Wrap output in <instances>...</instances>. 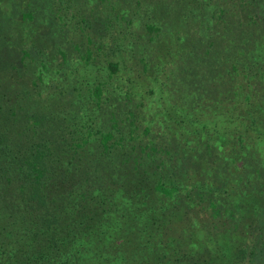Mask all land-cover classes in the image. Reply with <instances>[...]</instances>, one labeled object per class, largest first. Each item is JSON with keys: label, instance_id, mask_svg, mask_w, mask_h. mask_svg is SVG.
<instances>
[{"label": "trees", "instance_id": "obj_1", "mask_svg": "<svg viewBox=\"0 0 264 264\" xmlns=\"http://www.w3.org/2000/svg\"><path fill=\"white\" fill-rule=\"evenodd\" d=\"M182 1L168 80L179 104L145 144L135 110L110 109L104 131L80 101L45 99V60L31 83L11 73L34 59L0 8V264H264V0ZM43 7L27 0L23 19ZM104 86L91 90L98 109Z\"/></svg>", "mask_w": 264, "mask_h": 264}, {"label": "rangeland", "instance_id": "obj_2", "mask_svg": "<svg viewBox=\"0 0 264 264\" xmlns=\"http://www.w3.org/2000/svg\"><path fill=\"white\" fill-rule=\"evenodd\" d=\"M14 1L18 2L16 14L12 13L14 4L10 0L0 1V8H8L2 13L5 17L3 22L8 24L11 43L17 47H27L34 61L29 66L21 65L18 73L10 69L11 73L31 83L40 70L46 71L41 64V60H45L52 71L39 87L47 91L43 93L49 102L80 101L83 109L90 112L92 108L96 127L104 131L111 126L108 117L110 109L116 110L122 119L128 110H135L140 126L135 133L142 136L141 142L145 144L146 138L155 139L159 125L167 123L157 121L163 119L164 109L169 107L172 110L179 104L178 100L171 101L177 95L168 98L174 90L168 85V80L173 78L171 54L174 45L177 46L179 32L185 27H181L184 22L180 14L185 4L182 0H35L44 7L40 13L34 12L33 19L26 20L22 17V11L27 7V0ZM199 2L205 4L212 0H194L190 8L197 11L204 9V6L199 7ZM185 7L188 9V6ZM234 11L231 8V12ZM187 14L192 13L187 10ZM212 14L214 12L207 6L206 16ZM161 20H165L168 26L163 25L160 33L149 31V24L160 26ZM181 20L182 23H179ZM235 20L236 14L231 16V21ZM58 46L68 53L67 65L60 63V55L55 50ZM89 49L93 53L87 62L85 57ZM4 50L0 49V58ZM110 61L120 63V70L114 76H110L107 67ZM54 67L62 72L55 73ZM100 83H105L103 102L106 104L102 109L92 102L91 94V90ZM190 88L189 83L186 86L182 83L179 87L182 92H190ZM61 90L64 91L61 97L48 98ZM89 90L91 97L83 95ZM191 95L197 94L193 90ZM174 112L170 113L171 116ZM121 124L125 125V122L121 121ZM147 124L151 126L148 136L143 131V126ZM123 131L128 136L127 126L123 127Z\"/></svg>", "mask_w": 264, "mask_h": 264}]
</instances>
